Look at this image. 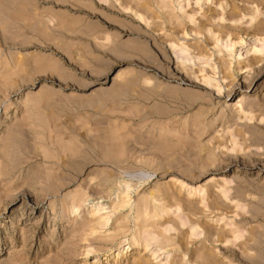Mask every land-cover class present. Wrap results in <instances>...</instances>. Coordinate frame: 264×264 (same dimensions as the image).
<instances>
[{"label":"rangeland","instance_id":"obj_1","mask_svg":"<svg viewBox=\"0 0 264 264\" xmlns=\"http://www.w3.org/2000/svg\"><path fill=\"white\" fill-rule=\"evenodd\" d=\"M158 1L0 0V264H264V0Z\"/></svg>","mask_w":264,"mask_h":264},{"label":"bare ground","instance_id":"obj_2","mask_svg":"<svg viewBox=\"0 0 264 264\" xmlns=\"http://www.w3.org/2000/svg\"><path fill=\"white\" fill-rule=\"evenodd\" d=\"M156 4L161 5L162 7H164V3L162 0H159ZM196 4H198V0L196 2ZM186 5H188V1L186 2ZM168 6V5H167ZM184 8V5L181 4L179 5V11H181ZM167 11V10H166ZM259 46V45H258ZM258 48V47H257ZM258 51H264V42L261 43V46L258 48ZM216 97H220V96H216ZM238 100H236V102L234 104H239L245 101V97L241 94L237 97ZM153 251V250H152ZM157 253V252H156ZM168 252L163 251L160 255L165 256Z\"/></svg>","mask_w":264,"mask_h":264}]
</instances>
